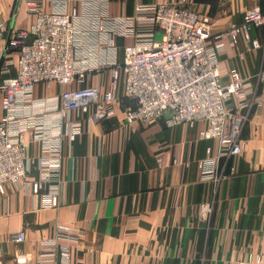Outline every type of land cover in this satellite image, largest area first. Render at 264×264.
<instances>
[{
  "label": "crops",
  "instance_id": "1",
  "mask_svg": "<svg viewBox=\"0 0 264 264\" xmlns=\"http://www.w3.org/2000/svg\"><path fill=\"white\" fill-rule=\"evenodd\" d=\"M154 3L185 4L213 19L212 41L225 45L220 55L224 83L233 69L254 81L264 71V26L250 31L259 48L243 35L232 46L227 36L250 9L264 12V0H109V12L130 17L138 5ZM73 6L84 8L70 0L69 10ZM0 12L9 31L29 30L35 20L17 0H0ZM131 42L119 38L121 60L123 46ZM7 43L8 35L0 38V59L16 57L8 54ZM87 84L100 86L104 94L108 70ZM255 86L256 103L240 136L239 155L225 152L217 138L202 139L204 120L174 128L166 125V117L127 124L126 111L134 105L129 99L101 121L88 117L84 134L64 141L56 207H46L43 195L26 188L0 189L1 262L17 264L22 254L28 264H38L43 241L64 233L58 245L69 248L66 264H237L264 255V83ZM63 90L41 87L36 95L52 97ZM209 148L218 157L216 182L203 181L198 166ZM40 153V144L28 143L34 178ZM209 204L212 214L205 222L201 215ZM18 233L25 235L23 243L13 240Z\"/></svg>",
  "mask_w": 264,
  "mask_h": 264
},
{
  "label": "built area",
  "instance_id": "2",
  "mask_svg": "<svg viewBox=\"0 0 264 264\" xmlns=\"http://www.w3.org/2000/svg\"><path fill=\"white\" fill-rule=\"evenodd\" d=\"M74 1L84 8L69 10L70 0H21L35 17L29 30L9 31L0 12V38L8 35V50L16 54L14 59L6 56L0 69V189L26 188L43 195L46 207H56L64 141H76L88 117L101 121L124 99L134 103L126 111L129 125L166 117V125L174 128L204 120L202 139H219L230 155L243 151L240 136L264 71L254 81L233 69L230 82H223L220 55L225 45L212 41L210 16L185 4L154 3L138 5L134 16L113 17L109 0ZM263 26L264 12L255 7L227 36L232 46L243 35L259 48L250 31ZM119 38L132 40L123 46L122 60ZM105 70L110 84L101 94L100 86L87 82ZM53 86L64 90L52 97L36 95L37 87ZM28 143L41 147L36 178ZM198 166L203 181H218V157L211 148ZM211 214L212 206L204 205L201 219L207 222ZM65 237L43 241L38 264L68 263L69 248L58 245ZM13 240L23 243L25 235L15 234ZM16 262L28 264V258L20 254ZM237 264H264V255Z\"/></svg>",
  "mask_w": 264,
  "mask_h": 264
},
{
  "label": "rangeland",
  "instance_id": "3",
  "mask_svg": "<svg viewBox=\"0 0 264 264\" xmlns=\"http://www.w3.org/2000/svg\"><path fill=\"white\" fill-rule=\"evenodd\" d=\"M20 1H21V0H17L18 3H20ZM7 49H8V48H7ZM7 51L9 52V53H8L9 55H11V56L13 55V56H14V53H12V52L9 51V50H7ZM3 58H4V56H3L1 59H3ZM8 58H9V57H8ZM1 59H0V60H1ZM38 89H39V87H37V90H38ZM0 108H1V106H0ZM2 115H3V114H2ZM2 115H0V119H1Z\"/></svg>",
  "mask_w": 264,
  "mask_h": 264
},
{
  "label": "water",
  "instance_id": "4",
  "mask_svg": "<svg viewBox=\"0 0 264 264\" xmlns=\"http://www.w3.org/2000/svg\"><path fill=\"white\" fill-rule=\"evenodd\" d=\"M3 61H4V58L0 60V69H1Z\"/></svg>",
  "mask_w": 264,
  "mask_h": 264
}]
</instances>
